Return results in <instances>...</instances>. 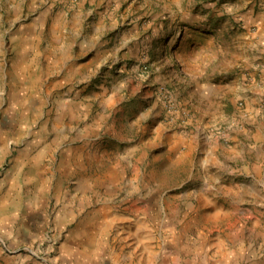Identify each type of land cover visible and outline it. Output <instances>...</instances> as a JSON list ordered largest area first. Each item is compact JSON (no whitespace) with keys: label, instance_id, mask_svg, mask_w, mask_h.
<instances>
[{"label":"rangeland","instance_id":"rangeland-1","mask_svg":"<svg viewBox=\"0 0 264 264\" xmlns=\"http://www.w3.org/2000/svg\"><path fill=\"white\" fill-rule=\"evenodd\" d=\"M261 18L0 0V264H264Z\"/></svg>","mask_w":264,"mask_h":264},{"label":"crops","instance_id":"crops-1","mask_svg":"<svg viewBox=\"0 0 264 264\" xmlns=\"http://www.w3.org/2000/svg\"><path fill=\"white\" fill-rule=\"evenodd\" d=\"M256 33H257V37H258V40L256 41L257 44H262L264 45V18H261L258 22V26H257V29H256ZM254 47H258L257 45L254 46ZM262 88L261 87H258L257 89L254 88L253 91H251V94L253 95H258V94H262L263 95V92H262ZM202 98L204 100H210L209 99V96L208 95H204L202 96ZM198 138V137H195V139ZM250 138V137H249ZM251 139V138H250ZM258 144V141L254 140V146H256ZM209 146V148L207 147H204L205 148V153H204V157L202 158V169H207L211 166V162H212V158L210 157L211 155V152L212 150H210V148H218L220 146L221 150H226L227 148L223 145H219L217 142H215L212 146L211 144H207ZM248 146H250L248 143H247ZM245 145V146H247ZM207 149V150H206ZM209 151V152H208ZM240 151L242 153H244V145L243 146H240Z\"/></svg>","mask_w":264,"mask_h":264},{"label":"built area","instance_id":"built-area-1","mask_svg":"<svg viewBox=\"0 0 264 264\" xmlns=\"http://www.w3.org/2000/svg\"><path fill=\"white\" fill-rule=\"evenodd\" d=\"M224 135L222 134V137H223Z\"/></svg>","mask_w":264,"mask_h":264}]
</instances>
